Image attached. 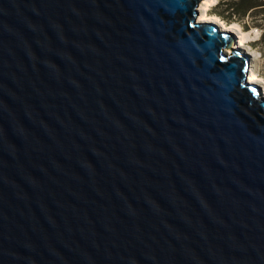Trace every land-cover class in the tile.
<instances>
[{"label": "water", "instance_id": "1", "mask_svg": "<svg viewBox=\"0 0 264 264\" xmlns=\"http://www.w3.org/2000/svg\"><path fill=\"white\" fill-rule=\"evenodd\" d=\"M201 1L0 0V264H264V96Z\"/></svg>", "mask_w": 264, "mask_h": 264}, {"label": "trees", "instance_id": "2", "mask_svg": "<svg viewBox=\"0 0 264 264\" xmlns=\"http://www.w3.org/2000/svg\"><path fill=\"white\" fill-rule=\"evenodd\" d=\"M213 14L228 24H239L244 31L260 29L258 42L264 44V0H219Z\"/></svg>", "mask_w": 264, "mask_h": 264}, {"label": "rangeland", "instance_id": "3", "mask_svg": "<svg viewBox=\"0 0 264 264\" xmlns=\"http://www.w3.org/2000/svg\"><path fill=\"white\" fill-rule=\"evenodd\" d=\"M205 1H207V0H202L198 5V10H199L198 20L200 17H202L201 13L203 14V10L201 9V7H202L201 5ZM218 1L219 0H215V2H214L215 4L209 7V10L207 11V13L213 14L214 8H215L216 4L218 3ZM215 23L220 25V28H221L222 25L219 21H217ZM225 23H227V22H225ZM239 27H241V26H239ZM237 29L232 30V31L226 30L231 35V38L234 40L231 48L233 47V49H235V50H241L245 56L250 58L252 69H254L261 76V78L263 80L262 83H260V84L257 83V84L261 87V92L264 95V44H259V42H258L260 37H261V30L257 29V28H251L249 31H244L241 27L242 31L238 29V32H237ZM242 32L247 33V41H246L244 47L238 48L237 46H238V43L240 42V37H241ZM226 49H225V51H226Z\"/></svg>", "mask_w": 264, "mask_h": 264}, {"label": "bare ground", "instance_id": "4", "mask_svg": "<svg viewBox=\"0 0 264 264\" xmlns=\"http://www.w3.org/2000/svg\"><path fill=\"white\" fill-rule=\"evenodd\" d=\"M214 2H215V0H207L201 5L202 6L201 9L203 10V14L201 13L202 17L199 18V21H201V22H217V21H219L222 25L221 29H223V30H231L232 31V30H235L238 28L239 30L242 31L241 27H239V25L237 23L228 24V23H225L223 20H221L217 15L207 13V11L209 10V7L215 4ZM238 29H237V32H238ZM246 41H247V33L242 32L241 37H240V42L238 43L236 41L238 43L237 47L238 48L244 47ZM231 49H233V47ZM226 52L228 54H232V50H230L228 48L226 49ZM249 80H250V82H254V83H258V84L262 83V81H263L261 76L254 69H251V75L249 77Z\"/></svg>", "mask_w": 264, "mask_h": 264}]
</instances>
